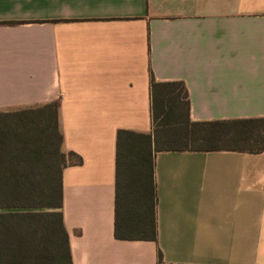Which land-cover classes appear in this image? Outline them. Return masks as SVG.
Returning <instances> with one entry per match:
<instances>
[{"label":"crops","instance_id":"crops-1","mask_svg":"<svg viewBox=\"0 0 264 264\" xmlns=\"http://www.w3.org/2000/svg\"><path fill=\"white\" fill-rule=\"evenodd\" d=\"M151 79L184 83L192 122L263 118L264 0H0V112L56 103L82 160L72 264H264V151L157 152L156 242L114 237L116 134L151 132ZM41 211L0 208L17 235Z\"/></svg>","mask_w":264,"mask_h":264},{"label":"trees","instance_id":"trees-1","mask_svg":"<svg viewBox=\"0 0 264 264\" xmlns=\"http://www.w3.org/2000/svg\"><path fill=\"white\" fill-rule=\"evenodd\" d=\"M150 84L151 132L116 134L117 240L156 242L157 152L264 151V117L192 122L183 82ZM61 143L56 103L0 112V208L51 210L20 214L18 235L16 215L0 214V264H72L59 211L62 171L82 160L63 153Z\"/></svg>","mask_w":264,"mask_h":264}]
</instances>
